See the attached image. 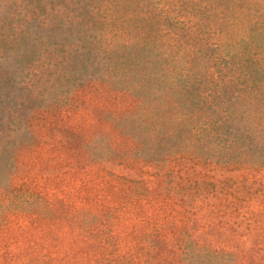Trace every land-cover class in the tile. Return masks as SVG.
I'll return each instance as SVG.
<instances>
[{
    "label": "rangeland",
    "instance_id": "374dc122",
    "mask_svg": "<svg viewBox=\"0 0 264 264\" xmlns=\"http://www.w3.org/2000/svg\"><path fill=\"white\" fill-rule=\"evenodd\" d=\"M262 23L264 0H0V264H264V122L191 120L215 46Z\"/></svg>",
    "mask_w": 264,
    "mask_h": 264
},
{
    "label": "trees",
    "instance_id": "16d2710c",
    "mask_svg": "<svg viewBox=\"0 0 264 264\" xmlns=\"http://www.w3.org/2000/svg\"><path fill=\"white\" fill-rule=\"evenodd\" d=\"M5 5L10 8L13 6V4H9V1ZM8 16L7 14L6 19ZM27 23L30 24V18ZM27 29L26 26L23 31L20 30L18 34L12 37L11 41L16 43V47L19 46V42L22 40V33L26 32ZM209 62V60L206 61L207 65ZM207 68L206 74H204L207 76L210 73L208 79L210 80V88L213 91L211 96L210 93L207 94L208 92H201L199 99L200 103L205 106H208L210 99H213L214 109L211 110L210 108L205 113H202L204 110H201L202 115L199 112L198 116L196 113H193V115L191 113V120L199 122L197 126H194L195 128H192V131L198 126L213 128V131L217 132L216 135L223 136L226 129L231 130L229 126L234 120L241 119L239 106L242 104L248 105L250 120L246 124L249 128H256L258 121L264 122V118H257L259 113L256 111L258 107H264V23L260 26L253 25L240 41L234 43L223 42L215 46V57L212 66H207ZM203 87V90L207 89L205 83ZM169 103L179 105L178 100ZM155 119L162 121L160 117H155ZM173 119L176 122L182 120L177 114ZM235 134L238 136L237 139L244 137L241 130H237ZM47 249L46 246L39 247L40 252ZM16 250L20 251L17 246ZM1 253L2 250H0Z\"/></svg>",
    "mask_w": 264,
    "mask_h": 264
}]
</instances>
